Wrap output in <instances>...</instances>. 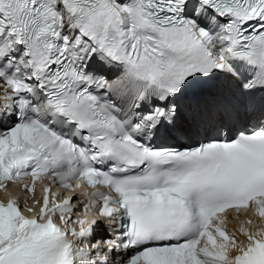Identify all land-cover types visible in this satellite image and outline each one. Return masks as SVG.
Returning <instances> with one entry per match:
<instances>
[{
	"label": "snow or ice",
	"instance_id": "snow-or-ice-1",
	"mask_svg": "<svg viewBox=\"0 0 264 264\" xmlns=\"http://www.w3.org/2000/svg\"><path fill=\"white\" fill-rule=\"evenodd\" d=\"M10 185L0 264H264V0H0Z\"/></svg>",
	"mask_w": 264,
	"mask_h": 264
},
{
	"label": "bare ground",
	"instance_id": "bare-ground-1",
	"mask_svg": "<svg viewBox=\"0 0 264 264\" xmlns=\"http://www.w3.org/2000/svg\"><path fill=\"white\" fill-rule=\"evenodd\" d=\"M39 189H40V185L38 184V185H37V191H38V193L36 194L37 198L40 197V195H39V191H40V190H39ZM29 200H31V199H29Z\"/></svg>",
	"mask_w": 264,
	"mask_h": 264
},
{
	"label": "rangeland",
	"instance_id": "rangeland-1",
	"mask_svg": "<svg viewBox=\"0 0 264 264\" xmlns=\"http://www.w3.org/2000/svg\"><path fill=\"white\" fill-rule=\"evenodd\" d=\"M39 190H41V188L39 189ZM38 193V191H36V194ZM29 204L31 205V202L29 201Z\"/></svg>",
	"mask_w": 264,
	"mask_h": 264
}]
</instances>
